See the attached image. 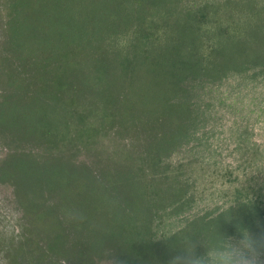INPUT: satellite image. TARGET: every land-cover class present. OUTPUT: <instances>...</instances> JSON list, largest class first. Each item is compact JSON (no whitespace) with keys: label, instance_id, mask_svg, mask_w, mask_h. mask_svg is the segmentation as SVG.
Instances as JSON below:
<instances>
[{"label":"trees","instance_id":"trees-1","mask_svg":"<svg viewBox=\"0 0 264 264\" xmlns=\"http://www.w3.org/2000/svg\"><path fill=\"white\" fill-rule=\"evenodd\" d=\"M7 35L27 76L0 102L3 132L56 149L83 148L107 127L140 125L148 138L142 157L110 155L95 168L58 153L8 155L1 179L25 210L57 198V219L40 227L54 236L50 251L85 264H170L188 240L203 256L244 228L264 238V204L248 188L214 216L152 238L156 212L184 198L178 167L165 164L192 115L178 100L184 82L264 73V0H11ZM69 243L77 256L59 247Z\"/></svg>","mask_w":264,"mask_h":264},{"label":"rangeland","instance_id":"rangeland-1","mask_svg":"<svg viewBox=\"0 0 264 264\" xmlns=\"http://www.w3.org/2000/svg\"><path fill=\"white\" fill-rule=\"evenodd\" d=\"M10 3L0 0V102L16 95V81L27 76L7 48ZM251 74L245 83H241L240 75L222 81L192 78L184 82L178 100L191 106L192 115L185 122V133L165 158V164L178 167L170 171L181 178L184 198L156 212L153 240L172 236L197 216L211 217L237 203L240 189L248 188L250 196L264 204V73ZM139 129L136 125L133 132H118L107 127L99 139H89L76 151L23 141L0 128V167L15 152L42 160L58 153L78 162L87 161L94 168L106 164L110 155L113 161L128 151L142 157L148 138ZM56 200L47 195L35 201L39 212L27 211L13 182L3 181L0 174V264H85L48 249L54 236H47L40 227L57 219L52 211ZM59 247L77 256L71 243ZM112 257L94 264H112Z\"/></svg>","mask_w":264,"mask_h":264},{"label":"clouds","instance_id":"clouds-1","mask_svg":"<svg viewBox=\"0 0 264 264\" xmlns=\"http://www.w3.org/2000/svg\"><path fill=\"white\" fill-rule=\"evenodd\" d=\"M238 232V237L220 238L203 256L195 254L196 244L188 240L170 264H264V238L246 228Z\"/></svg>","mask_w":264,"mask_h":264}]
</instances>
